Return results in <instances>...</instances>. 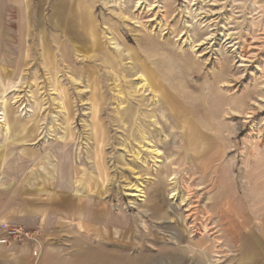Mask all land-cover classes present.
<instances>
[{
    "label": "rangeland",
    "instance_id": "1",
    "mask_svg": "<svg viewBox=\"0 0 264 264\" xmlns=\"http://www.w3.org/2000/svg\"><path fill=\"white\" fill-rule=\"evenodd\" d=\"M44 1L14 0L28 24L0 38V101L18 121L0 130V200L27 207L32 241L56 264H94L89 248L131 264H264V0ZM61 4L93 44L49 21ZM41 166L67 172L48 180ZM97 205L105 222L85 218Z\"/></svg>",
    "mask_w": 264,
    "mask_h": 264
},
{
    "label": "crops",
    "instance_id": "2",
    "mask_svg": "<svg viewBox=\"0 0 264 264\" xmlns=\"http://www.w3.org/2000/svg\"><path fill=\"white\" fill-rule=\"evenodd\" d=\"M13 1L14 0H0V38H2L1 36H3V38H7L9 37V35L13 37V33L8 32V27H10V30L11 28H14L15 30V28H17L19 25L23 27V23L20 22V19L22 17L17 18L16 17L17 14H15V12L9 11L10 9L9 6L14 7V5L15 6L17 5V4H13L12 3ZM34 1H36L37 4L39 3L42 6V8L44 7V4H45L44 0H34ZM43 9L45 11V8ZM8 14H11V15L8 17ZM52 19L53 18L50 16L49 21H51ZM12 20L13 22H11ZM36 21H37L36 26L37 27L39 26L38 28L43 31V26L44 24H46L44 15H43L42 20H40L39 15H38ZM52 22H53V25H55V22L53 20ZM2 39H0V46L7 45V42H5ZM17 122H18L17 118L12 114L9 119V128L11 127V128L16 129L14 125L17 124ZM8 133H10L9 130H8ZM6 138H7V135H6ZM8 140H9V137H8ZM46 169H47L46 167L43 168L41 166V170L42 172H44V175L48 180H55V177H54L55 175H58V174L65 175L64 172H67L66 171L67 168L65 169L63 166H59L57 167V169H55L54 176H52V173L50 172V175H49V172ZM70 170L72 171V173L74 172L75 174L76 173L79 174L78 170H73L72 168H70ZM40 174L42 173L40 172ZM77 185L78 186L75 187L76 194L81 192V190L83 189L82 185L81 186L79 184ZM43 205L44 204L41 203L40 209L38 211L39 218L42 217L40 218V221H42L44 218L43 213H42L43 208H44ZM38 207L39 206L37 205L36 208ZM25 208L27 207H25L24 204L18 205L15 203L2 202V200H0V224H16V225H20L26 228L27 227L26 225H30L32 223V219H28L22 216V214L27 213L28 211L27 209L24 210ZM81 210H83V207H81ZM103 214H104V210L102 208L98 210V205L95 206V209L92 207L88 209V206H87L86 211H85V218L88 220H94L95 223H102L103 221L105 222V220H103ZM109 221L111 222L112 220H109ZM3 236H4V233L0 229V264H56V260L54 262L55 258L53 259L51 256H49L48 252H46L45 250L42 251L41 245L39 243H38L39 245H37L36 242L34 243L33 242L34 240L30 241L29 244L27 245L7 246L5 242H3L2 240ZM254 237H255V243H256L255 245H258L259 247H261L264 252V248L259 242V239L256 236ZM245 248H247V251L249 252L253 250V248L250 247L249 245L248 247H245ZM83 254L88 260H93L94 264H131V262L121 263L120 254H114V253L101 254L91 248L87 249ZM167 255H168L167 253L161 254V256L158 257V261L160 262L163 261L164 259L167 258ZM174 257L175 256H172V258ZM148 258H147V261L149 260L151 263L152 261L157 260L155 257H152V256ZM150 262L147 264H151Z\"/></svg>",
    "mask_w": 264,
    "mask_h": 264
},
{
    "label": "bare ground",
    "instance_id": "3",
    "mask_svg": "<svg viewBox=\"0 0 264 264\" xmlns=\"http://www.w3.org/2000/svg\"><path fill=\"white\" fill-rule=\"evenodd\" d=\"M63 1V0H62ZM63 4H61V6H59V7H54V10H53V14L51 15V17L52 18H56V24H60V25H63V30H64V33H65V37L66 38H69L68 36H70L71 34V31H73V28H80V26H73L72 25V23H73V21H71L75 16L73 15V14H69V16L68 15H66L65 13H64V11H65V9L63 10ZM28 14H30V11H29V9H28V4H27V2H25V3H23V8H22V14H21V17H22V19L24 20V22L25 23H27L28 22ZM37 15V14H36ZM74 16V17H73ZM83 14H80L79 16H77V20H78V22H82V28L81 29H87L88 28V31L90 32V33H94V29L92 28V24H91V21H85L84 19H82L83 18ZM75 22V21H74ZM28 24V23H27ZM71 29V30H70ZM73 33L75 34V36H76V38L78 39V41H81V42H79V45L81 46V47H85L86 45H87V43H92L93 44V40H94V37H92V38H89V39H87L86 38V41L84 40L85 39V36L83 35V33H80V32H78V33H76V32H72V35H73ZM90 36H91V34H90ZM72 38L73 39H75V37H73L72 36ZM112 48L113 49H115V50H119L118 48H117V46L115 45V43H112ZM75 50V49H74ZM123 56H125L124 54H122ZM127 56L128 57H130L129 59H131V53H127ZM127 57V58H128ZM129 65V67H126L125 69H126V75H127V73L128 74H130L131 75V63H129L128 64ZM134 67V66H133ZM138 74V73H137ZM137 74H134V76H136L137 78L135 79V80H138V82H137V86L136 87H133L134 88V91H132V93L134 94V95H136V94H139V93H145V91H146V87H147V84H146V79L142 76V75H137ZM149 74V73H148ZM151 74V73H150ZM131 83V81H128V83ZM119 85V84H118ZM117 86V85H116ZM131 86V85H130ZM129 86V87H130ZM157 87V86H156ZM158 88V87H157ZM156 88V89H157ZM156 89H154L155 90V92H157L156 91ZM159 89V88H158ZM130 90H131V88H130ZM150 90V89H149ZM148 90V91H149ZM120 96V95H119ZM122 96V95H121ZM120 96V97H121ZM145 96V95H144ZM157 96H161V95H159V94H157ZM156 96V97H157ZM162 97V96H161ZM0 98H3V97H0ZM16 98V97H15ZM165 98H167V100H165L166 102L168 101V100H170L171 99V97L168 95V96H165ZM120 99V98H119ZM140 99H142V98H140ZM137 100V99H136ZM120 101V100H119ZM157 102H158V104H159V106L160 105H163V102L161 101V100H159V99H157V100H155L154 101V105H157ZM176 101L174 100V99H171V101H169V107L171 108V106L173 107V108H176V103H175ZM4 104H5V100H1L0 101V130L1 131H4L5 133H7L8 132V130H9V123H8V118H10V117H8V115H7V113H6V108L4 107ZM61 109L62 110H64V112H66V114H67V116L69 115V110L67 109V107H66V105L63 103V102H61ZM170 110H172V109H170ZM173 112H174V114H173V116L174 115H176V110H172ZM178 114V113H177ZM154 114H152L151 115V118L152 119H154V122H152V123H154L155 125L157 124V121H156V119H155V116H153ZM177 116V115H176ZM151 119V120H152ZM120 120V122L122 121V119H119ZM178 120V119H177ZM149 121V120H148ZM119 122V121H118ZM141 122V124L144 126L145 125V123H147L146 121H144V120H142V121H140ZM150 122V121H149ZM177 125V124H176ZM137 126V125H136ZM146 126V125H145ZM138 127V126H137ZM163 127V126H162ZM161 130H163V128H160ZM158 130V129H157ZM161 130L159 131L160 133H161ZM146 131V130H145ZM145 131H141L140 130V132H138V138L140 139L139 141H138V145L141 147V148H143V150L145 149V150H147L148 152H151V153H154L157 157L161 154L160 153V151L158 150V149H153V145H151V143L150 142H148L147 141V138L149 137H146V134H145ZM186 132V131H185ZM195 139H193L192 138V140H190L191 142H190V145L194 148V146L195 145H192V144H194V143H196V141H194ZM141 144H143L142 146H141ZM132 154H133V156L136 158V159H139V151H133L132 152ZM156 162H159V163H161L160 161H156ZM80 172V171H79ZM172 180H173V178H171L170 179V183H172ZM175 195H176V193L173 191L172 192V194H171V196H170V199H173L174 197H175ZM131 196L132 197H136V198H139V200L140 201H143L144 199H143V197H144V186H143V184H141V183H135V184H133L132 186H131Z\"/></svg>",
    "mask_w": 264,
    "mask_h": 264
},
{
    "label": "built area",
    "instance_id": "4",
    "mask_svg": "<svg viewBox=\"0 0 264 264\" xmlns=\"http://www.w3.org/2000/svg\"><path fill=\"white\" fill-rule=\"evenodd\" d=\"M0 229L4 233L2 240L7 246H10L12 242L26 243L28 240H34L35 232L33 230H27L20 225L0 224Z\"/></svg>",
    "mask_w": 264,
    "mask_h": 264
}]
</instances>
